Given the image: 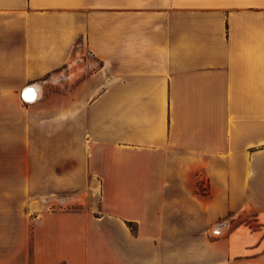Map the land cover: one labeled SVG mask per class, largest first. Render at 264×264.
<instances>
[{
    "label": "crops",
    "instance_id": "crops-1",
    "mask_svg": "<svg viewBox=\"0 0 264 264\" xmlns=\"http://www.w3.org/2000/svg\"><path fill=\"white\" fill-rule=\"evenodd\" d=\"M0 126L99 187L29 264H264V0H0Z\"/></svg>",
    "mask_w": 264,
    "mask_h": 264
},
{
    "label": "rangeland",
    "instance_id": "rangeland-1",
    "mask_svg": "<svg viewBox=\"0 0 264 264\" xmlns=\"http://www.w3.org/2000/svg\"><path fill=\"white\" fill-rule=\"evenodd\" d=\"M22 140L21 132L0 131V264H29V259L24 257L30 255L31 205L40 203L42 210H85L95 215L98 211L97 181L75 180L72 167L64 172L52 167L50 171L51 176L56 177L53 185L57 182L71 185L63 196L39 195L47 184L41 186V182L46 181L30 180L32 173L23 159ZM28 190L31 194H27ZM18 257L21 258L17 260Z\"/></svg>",
    "mask_w": 264,
    "mask_h": 264
},
{
    "label": "bare ground",
    "instance_id": "bare-ground-1",
    "mask_svg": "<svg viewBox=\"0 0 264 264\" xmlns=\"http://www.w3.org/2000/svg\"><path fill=\"white\" fill-rule=\"evenodd\" d=\"M24 97L29 101H33L36 97V91L34 89L29 90L25 93Z\"/></svg>",
    "mask_w": 264,
    "mask_h": 264
},
{
    "label": "built area",
    "instance_id": "built-area-1",
    "mask_svg": "<svg viewBox=\"0 0 264 264\" xmlns=\"http://www.w3.org/2000/svg\"><path fill=\"white\" fill-rule=\"evenodd\" d=\"M24 100V99H23ZM24 101H26V100H24ZM201 189H202V191H206L207 190V187H205L204 185H202L201 186Z\"/></svg>",
    "mask_w": 264,
    "mask_h": 264
}]
</instances>
